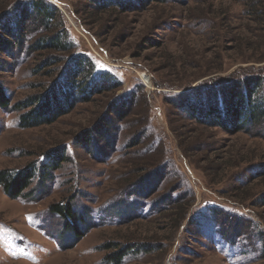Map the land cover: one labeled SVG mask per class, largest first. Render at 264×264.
<instances>
[{
    "label": "rangeland",
    "instance_id": "obj_1",
    "mask_svg": "<svg viewBox=\"0 0 264 264\" xmlns=\"http://www.w3.org/2000/svg\"><path fill=\"white\" fill-rule=\"evenodd\" d=\"M45 1L58 10L67 58L91 57L119 85L48 125L21 128V111L0 108V170L37 172L26 196L0 187V264H114L106 256L125 245L133 251L119 264H264V122L232 134L193 118L179 98L196 105L191 91L264 76V9L259 19L253 0H133L117 13L90 0ZM20 2L0 0V14ZM4 51L0 82L14 103L45 79L32 72L39 57ZM104 124L111 141L75 142ZM52 149L65 159L42 178ZM68 201L88 214L73 246L49 210Z\"/></svg>",
    "mask_w": 264,
    "mask_h": 264
},
{
    "label": "trees",
    "instance_id": "obj_2",
    "mask_svg": "<svg viewBox=\"0 0 264 264\" xmlns=\"http://www.w3.org/2000/svg\"><path fill=\"white\" fill-rule=\"evenodd\" d=\"M135 1L145 6L148 1L160 0ZM90 2L100 12H105L110 8L112 12L117 13L118 10L130 5L133 0H90ZM254 2L253 0L250 6L251 11L259 15L264 9V0ZM259 5L262 8H258ZM10 7L9 10L0 14V50H5L4 52L9 55L14 50L17 52L25 50L28 54L32 53L34 59L39 57V63L33 66L32 72L45 79L38 84L37 92L14 103H11L4 85L0 82V108L21 111L18 116L19 127L31 128L48 125L63 115L65 111L70 110L79 99L87 101L98 90L114 89L119 85V81L114 80L110 73L96 72L91 57L76 54L69 57L70 59L67 58L70 49L65 43L63 24L56 19L58 10L55 6L45 0H26L25 2L23 0ZM261 18L262 16L259 15V19ZM26 24L40 27L41 34L34 39H28L25 31ZM61 63H64L62 69L59 67ZM191 93L196 99V105L189 103L186 96L188 93H182L179 95L182 99L180 107L188 110L199 122L202 119L207 120L210 125L220 127L232 134L245 129L246 125L258 126L264 122V76L236 77L232 81L221 82L214 86L208 85L197 91H191ZM120 108L121 106H117V111H114L118 112L119 118L123 117V114H120L122 113ZM108 123L110 122L107 120L106 124ZM106 124L95 130L77 134L75 142L81 146L91 147L94 134L98 133L99 136L104 137L105 135V138L111 141L109 137L111 133L106 130ZM64 152L60 149H52L46 153V161L41 168L42 178H45L49 171L60 167L65 159ZM99 154L103 157L102 151ZM261 169L264 173V165ZM36 173L33 164L16 170H0V187L8 197L26 196L29 191H25L31 185ZM262 200L264 201V195ZM49 210L50 213L56 214L63 220L65 233H69L72 237L71 246L83 237L85 230L81 228V219L86 221L88 214L84 213L80 216L71 201L52 203ZM85 228L88 229L89 225ZM131 251L133 248H128L127 245L117 247L106 258L108 262L119 264Z\"/></svg>",
    "mask_w": 264,
    "mask_h": 264
}]
</instances>
